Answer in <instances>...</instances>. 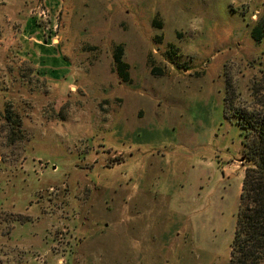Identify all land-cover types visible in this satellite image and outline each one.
Returning <instances> with one entry per match:
<instances>
[{
    "label": "rangeland",
    "instance_id": "1",
    "mask_svg": "<svg viewBox=\"0 0 264 264\" xmlns=\"http://www.w3.org/2000/svg\"><path fill=\"white\" fill-rule=\"evenodd\" d=\"M263 15L0 0V264H228L246 164L224 102L264 96Z\"/></svg>",
    "mask_w": 264,
    "mask_h": 264
},
{
    "label": "trees",
    "instance_id": "2",
    "mask_svg": "<svg viewBox=\"0 0 264 264\" xmlns=\"http://www.w3.org/2000/svg\"><path fill=\"white\" fill-rule=\"evenodd\" d=\"M250 34L257 43L264 42V15ZM114 69L129 81V64L123 61L122 46L115 49ZM224 112L242 129V158L246 164L228 264H264V96L256 97L251 106H233L227 95Z\"/></svg>",
    "mask_w": 264,
    "mask_h": 264
},
{
    "label": "crops",
    "instance_id": "3",
    "mask_svg": "<svg viewBox=\"0 0 264 264\" xmlns=\"http://www.w3.org/2000/svg\"><path fill=\"white\" fill-rule=\"evenodd\" d=\"M128 210H129V209H127V208H123V209H122V214L125 213V212H128ZM129 211H130V210H129ZM130 212H131V211H130Z\"/></svg>",
    "mask_w": 264,
    "mask_h": 264
}]
</instances>
